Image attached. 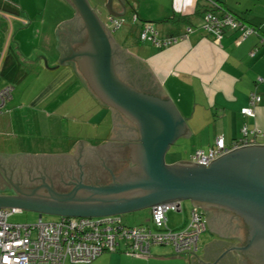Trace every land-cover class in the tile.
I'll use <instances>...</instances> for the list:
<instances>
[{"label": "crops", "instance_id": "obj_1", "mask_svg": "<svg viewBox=\"0 0 264 264\" xmlns=\"http://www.w3.org/2000/svg\"><path fill=\"white\" fill-rule=\"evenodd\" d=\"M217 1L229 11L259 19L261 34L251 33L244 37L240 30L227 28L216 41L204 29V14L212 7L207 0H114L112 7L109 0H100L97 7L89 0L99 15L104 8L110 21L122 18L125 23L129 22L124 34L114 35L116 42L129 54L147 62L184 117L191 135L176 144L181 148V145L189 143L186 139L193 143L181 155L178 146L172 151L177 161H190L196 149L206 150L219 136H223L227 143L232 142L241 136L243 125H247L250 131L258 129L264 132V80H260L264 79V43L261 38L264 37V0ZM75 12V7L68 0H0V90L9 83L14 86L7 108L0 110V152L14 154L23 151L21 148L13 150V147L17 140L24 139V127H42L54 134L62 129L65 120L79 125L80 120L75 116H80V108L65 107L69 98L75 95L97 107L104 119L110 117L112 130V109L99 102L72 64H62L59 60L56 29L59 23L71 19ZM215 12L221 13L220 10ZM146 22L155 26L160 39L186 36L168 46H159L139 38ZM188 28L192 30L188 32ZM29 78L45 81L47 85L27 100L25 90L19 92L14 84H23ZM69 82L80 87L58 103V94ZM253 94L261 96V99L253 107L255 114L245 115L242 111L250 106ZM22 101H29L30 106L23 105ZM88 123L91 121L83 120L80 124ZM76 130L69 129L74 134ZM108 140L129 141L108 138L96 145ZM258 142L264 143V137H260ZM75 143L64 150L34 153L68 152ZM184 208L183 203L182 211ZM151 209L147 220L137 225L151 224ZM182 211L167 213L168 226L182 228L187 225L189 219L179 214ZM209 214L206 213V218ZM202 235L196 255H180L172 246L156 245L152 247L151 255L106 251L88 264H213L226 249L242 243L238 237L220 235L211 230L208 221L207 230ZM219 264H245L244 254L229 251Z\"/></svg>", "mask_w": 264, "mask_h": 264}, {"label": "water", "instance_id": "obj_2", "mask_svg": "<svg viewBox=\"0 0 264 264\" xmlns=\"http://www.w3.org/2000/svg\"><path fill=\"white\" fill-rule=\"evenodd\" d=\"M68 1L76 12L56 29L60 62L72 64L99 102L112 109L113 128L108 138L127 139L131 134V125L120 119L113 108L136 124L137 137L99 145L80 139L68 152H0V166L10 161L23 167L61 157L80 161V151L91 156V150L107 144L124 143L129 148L126 164L117 172L111 171L109 180H91V172L86 177L81 173L67 180V188L63 189L52 179H45L42 184L18 188V193L16 188V194L0 192V208L37 210L40 219L43 213L59 218L100 217L173 201L179 202L181 208L177 211H182L183 201L188 200L192 206L210 212L207 221L211 230L242 241L226 249L213 264H219L229 251L244 254L245 264H264V143L234 148L209 165L188 160L168 163L166 154L171 146L191 135L184 117L147 62L116 42L113 30L89 0ZM113 1L109 0L110 7ZM82 29L86 36L77 47V34ZM114 47L129 59L125 66L130 69L132 82L117 72Z\"/></svg>", "mask_w": 264, "mask_h": 264}, {"label": "built area", "instance_id": "obj_3", "mask_svg": "<svg viewBox=\"0 0 264 264\" xmlns=\"http://www.w3.org/2000/svg\"><path fill=\"white\" fill-rule=\"evenodd\" d=\"M204 17V29L212 33L216 41L220 40L227 28L240 30L244 37L257 33L228 10L221 13L207 11ZM111 20L116 27L124 22L122 18ZM191 30L188 28V32ZM185 36L173 35L160 39L157 29L150 22L145 23L141 32L143 39L159 46H168ZM13 91L12 84H6L0 90V110L7 108ZM260 99L261 96L253 94L250 106L242 112L253 116V107ZM260 137H264L263 131H250L247 125H243L239 138L227 143L223 136H219L208 150L196 149L190 161L209 165L211 160L234 148L259 143ZM179 207L177 201L156 204L151 209V224L137 226L127 225L121 215L11 223L9 217L21 210L15 207L0 208V264H88L106 251L122 250L151 255L152 247L156 245L172 246L174 252L180 255H196L201 236L207 230V218L199 207L192 206L187 225L172 228L167 224V213L177 211Z\"/></svg>", "mask_w": 264, "mask_h": 264}, {"label": "rangeland", "instance_id": "obj_4", "mask_svg": "<svg viewBox=\"0 0 264 264\" xmlns=\"http://www.w3.org/2000/svg\"><path fill=\"white\" fill-rule=\"evenodd\" d=\"M100 0H91V3L93 6L97 7V4ZM102 1V0H101ZM101 17L104 19V21L110 26V28L113 30V35H120V33L123 32V30L129 25V22L122 23L120 27H116L113 21L109 20L108 14L106 13V10L102 8V12H99ZM126 17V14L124 15ZM124 34V32H123ZM35 81V82H31ZM70 84V82H69ZM68 83L65 85V88L62 90L61 93L58 94V100L57 102L61 103L66 100V96L70 95V92L74 89H77L78 86L77 83H72L69 85ZM15 87H18V91L22 92L25 90L24 96L28 99V97L32 96L37 90L43 88L45 85V81H36L32 78H29L27 82L23 84H14ZM68 86V87H66ZM79 91V90H78ZM71 98V97H70ZM65 104L66 108H74L77 110V108H80V116H75L80 120V123L83 120H89L91 123L80 124L77 125L75 121L71 120H65L63 127L61 130H58L56 133L52 134V131H46L42 127L40 128H27L24 127L23 132H25V137L22 141L17 140L15 146L13 147V150H18V148L23 149L24 152L34 153L42 150H64L66 148H69V146L75 141L77 142L80 139L83 140H89L92 145H96L100 143L103 140L108 139V136L110 135L111 130V118L108 117L107 119H104L101 117L99 112L97 111V107H94V105H89L85 101H83V97H79L78 95H75L74 98L70 99ZM22 104L25 106H30L29 101H22ZM41 105L40 107H42ZM70 128H76V133H72L69 131ZM98 130V131H97ZM185 139L182 137L178 139L176 143H181ZM189 143H186L185 146L181 145L178 146L176 143L171 146L169 151L166 154V161L168 163H174L176 162V158L172 155V151L176 149V147H179V151L182 154V151L189 149L192 146L193 142H190V139H186ZM110 141V140H108ZM22 144V145H19ZM55 146V147H54ZM61 146V148H60ZM60 148V149H59ZM182 149V150H181ZM208 148L206 147V150ZM184 202V211L180 212L179 214L187 219H189L190 216V208L192 206L191 202L188 200L183 201ZM149 210L142 209L138 211H133L125 214H121V216L124 218L125 222L128 225H137L145 222L149 216ZM40 219V212L37 210H22L19 212H16L12 214L9 217V222L11 223H36ZM42 219L44 221H55L59 219V216L54 214H46L43 213ZM203 237V235H202ZM201 237V238H202Z\"/></svg>", "mask_w": 264, "mask_h": 264}, {"label": "flooded vegetation", "instance_id": "obj_5", "mask_svg": "<svg viewBox=\"0 0 264 264\" xmlns=\"http://www.w3.org/2000/svg\"><path fill=\"white\" fill-rule=\"evenodd\" d=\"M77 35L79 36V42H77L79 44L77 47H79L85 39L86 33L82 29ZM113 46H115L114 43ZM116 46L118 45L116 44ZM114 49L117 72L121 77L131 80L132 75L130 69L125 66V63H129V59L125 58L119 47H114ZM124 67H126V69ZM137 85H139L138 82ZM113 109L118 113L120 119L127 120L131 125L129 128L131 134L128 135L129 137L127 139H135L137 137L136 124L129 120L121 111L115 108ZM125 131L127 132V130ZM100 148L101 147L91 150V156L84 151L83 153L80 151L78 153L80 161L61 157L52 158L51 160H41L29 166L23 164V167L11 163L10 161H5V163L0 166V192L5 194H16V188L18 193V188H26L35 183L42 184L45 179L48 181L52 179L59 188L66 189L67 180L81 173L86 177L90 175V172L91 180H109L111 178V171L117 172L126 164L129 148L124 145V143L107 144L103 146V148Z\"/></svg>", "mask_w": 264, "mask_h": 264}, {"label": "trees", "instance_id": "obj_6", "mask_svg": "<svg viewBox=\"0 0 264 264\" xmlns=\"http://www.w3.org/2000/svg\"><path fill=\"white\" fill-rule=\"evenodd\" d=\"M208 1V3H210L209 5L210 6H212V7H209L208 8V11H213V12H215V11H218V10H220V11H223V10H227L226 8H224V7H222V6H220L219 5V3H217V2H213V3H211V1L212 0H207ZM229 11V10H228ZM231 12L233 13L234 12V14L239 18V19H241L245 24H247L248 26H250V27H252L256 32H257V34H261L260 32H259V30H261L260 29V27H259V23H260V21H259V19H254V18H250V17H246V16H243V15H239V14H237V13H235V11H232L231 10ZM121 19V18H120ZM144 25H145V23H143V27H142V30H143V28H144ZM237 30V29H236ZM225 31H226V29H224V32H223V34L225 33ZM142 32V31H141ZM212 34V33H211ZM213 35V34H212ZM214 37V36H213ZM139 38L140 39H143L141 36H139ZM262 38V41H263V43H264V37H261ZM84 39V38H83ZM143 40H146V39H143ZM149 41V40H148ZM126 64V63H125ZM127 65V64H126ZM129 82H132L131 80H128ZM10 84V83H9ZM96 96V95H95ZM97 97V96H96ZM98 98V97H97ZM99 99V98H98ZM100 100V99H99ZM10 101V100H9ZM8 101V102H9ZM101 101V100H100ZM104 104V103H103ZM125 121H127V120H125ZM128 122V121H127ZM129 123V122H128ZM130 125V124H129ZM201 209V208H200ZM202 210V209H201ZM203 211V213L205 214V216H206V213H208V212H206V211H204V210H202ZM208 220V219H207Z\"/></svg>", "mask_w": 264, "mask_h": 264}, {"label": "clouds", "instance_id": "obj_7", "mask_svg": "<svg viewBox=\"0 0 264 264\" xmlns=\"http://www.w3.org/2000/svg\"><path fill=\"white\" fill-rule=\"evenodd\" d=\"M231 12V11H230ZM147 23V22H146ZM151 23V22H150Z\"/></svg>", "mask_w": 264, "mask_h": 264}]
</instances>
